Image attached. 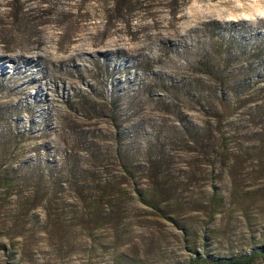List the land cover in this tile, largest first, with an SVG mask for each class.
I'll use <instances>...</instances> for the list:
<instances>
[{"label": "rangeland", "instance_id": "374dc122", "mask_svg": "<svg viewBox=\"0 0 264 264\" xmlns=\"http://www.w3.org/2000/svg\"><path fill=\"white\" fill-rule=\"evenodd\" d=\"M224 45L229 72L252 88L225 93V130L255 149L210 172L187 139L221 95L196 63ZM263 47L264 0H0V168L30 181L0 199V264H170L203 238L224 251L264 244ZM119 147L134 164L163 154L166 219L132 202L116 227L70 216L81 212L75 179L88 190L97 171L86 152L117 172ZM37 191L40 207L22 205Z\"/></svg>", "mask_w": 264, "mask_h": 264}, {"label": "trees", "instance_id": "16d2710c", "mask_svg": "<svg viewBox=\"0 0 264 264\" xmlns=\"http://www.w3.org/2000/svg\"><path fill=\"white\" fill-rule=\"evenodd\" d=\"M255 51L251 52L252 54ZM264 58L263 52L260 55ZM234 62V57L229 53V45H224L222 50L217 52H204L201 58L197 61L198 73L208 78V83L214 82L217 86L220 96L218 98L216 106L211 108V114L209 119L202 129L203 135L190 134L187 142L192 145L193 148L188 150L190 153H201L205 158V167L213 172L215 169L227 170L235 165H242L243 162L234 160L236 154L241 156L250 155L251 150L254 147L248 148L235 144L232 140L234 133L226 132L225 123L232 116L235 104L230 100L225 99V93L235 92L236 97L246 98L249 97V93L252 88L249 89V81L236 80V76H233L228 70L230 64ZM248 81V82H247ZM260 81V80H258ZM257 81V82H258ZM260 81L256 86L260 85ZM211 84V83H210ZM237 84V85H236ZM248 85V86H247ZM88 147L92 145L87 143ZM93 146V145H92ZM88 156H91V165L96 172L87 175L90 179L88 190H84L82 184L87 180L85 176H82L81 180L76 179L72 184L77 191L74 193V199L80 203L81 212L73 213L70 216H90L88 223L92 224L95 229L103 226L116 227L120 222H123L129 212V204L139 205L147 210H150V216H160V218H167L170 208L171 193L167 190V179L163 177L165 170L160 165L159 160L163 158L161 152L154 156H149L144 163L134 164L128 160L125 154L121 153L120 147L115 152V158L117 159V172L109 171V164H105L106 158L101 157L98 151L86 152ZM73 170L71 169V172ZM4 173H9V177H3ZM11 167L3 166L0 168V199L5 194H11L12 189L21 187V189L27 187L25 184L30 185L28 178L20 181L17 179L15 173H13ZM76 172H72L74 178ZM82 175V171L79 172ZM102 174V175H99ZM138 173L143 174L144 188H135V177ZM85 177V178H84ZM80 178V177H78ZM86 179V180H85ZM19 182H22L19 183ZM71 181H64L62 178L56 182V184L69 183ZM125 184H130V187H134L131 190L123 189ZM76 185H79L77 187ZM81 188V189H80ZM170 193V194H169ZM33 195H27L22 205H33L31 209L40 207L39 204H34L35 196L39 192H32ZM10 196H16L11 194ZM21 197V196H20ZM211 200L207 205L210 209V215L214 216L218 212L216 204V194H212ZM22 198V197H21ZM32 198V200H30ZM53 202V200H49ZM44 200L42 201V204ZM60 211L56 216H64ZM165 218V219H166ZM206 239L203 238L200 244H187L185 251L187 256L183 260H176L170 264H264V244H255L246 248H228L227 250H218L210 247L206 243ZM3 247V245H0ZM129 264H140L139 260L131 258L128 259Z\"/></svg>", "mask_w": 264, "mask_h": 264}]
</instances>
